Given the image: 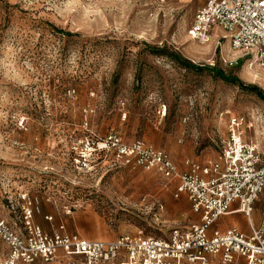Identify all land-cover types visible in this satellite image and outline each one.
<instances>
[{
	"label": "rangeland",
	"instance_id": "374dc122",
	"mask_svg": "<svg viewBox=\"0 0 264 264\" xmlns=\"http://www.w3.org/2000/svg\"><path fill=\"white\" fill-rule=\"evenodd\" d=\"M192 20V0H0V221L102 241L167 239L198 222L169 182L103 146L141 141L182 169L218 160L241 114L244 138L264 152V101L171 55L263 95L264 69L220 34L191 39ZM8 254L0 239V264ZM36 264L84 260L59 252Z\"/></svg>",
	"mask_w": 264,
	"mask_h": 264
},
{
	"label": "built area",
	"instance_id": "2783aa9c",
	"mask_svg": "<svg viewBox=\"0 0 264 264\" xmlns=\"http://www.w3.org/2000/svg\"><path fill=\"white\" fill-rule=\"evenodd\" d=\"M213 28L225 33L223 39H228L232 51L264 69V0H207L195 12L187 34L206 42ZM241 117L232 114L229 118L222 161L192 163L185 172H179L165 152L141 141L125 145L109 136L103 145L117 147L126 164L154 170L166 180L177 179L175 197L187 195L192 211L201 214L199 224L174 228L167 239L123 236L102 241L48 235L29 220L25 232L16 233L0 221V239L9 251L5 264L46 263L56 259L59 251L83 257L84 264H115L119 257L125 258V264H237L238 258L245 264H264V223L251 225L248 234L234 227L209 231L235 202L237 211L250 217L264 189V152L244 140ZM27 215L30 218V212Z\"/></svg>",
	"mask_w": 264,
	"mask_h": 264
},
{
	"label": "crops",
	"instance_id": "0c3cea01",
	"mask_svg": "<svg viewBox=\"0 0 264 264\" xmlns=\"http://www.w3.org/2000/svg\"><path fill=\"white\" fill-rule=\"evenodd\" d=\"M192 2H193V16H194L195 12L198 9H200L201 7H203L206 4L207 0H192ZM219 34H220L221 39H223L225 37V33L222 30H220L218 28H213L211 30L212 37L219 35ZM244 140L248 143H253V142L247 141L246 137L244 138ZM218 161H222L221 160V153H220V155H218ZM192 163H194V161H191L189 159H185L182 162V165H183L182 169H180V167H178L176 164L175 165L177 166V169L179 172H185V171H187L188 166ZM203 163H196V164H203ZM156 173L160 177H162L158 172H156ZM164 180L169 182V187L166 188V190L168 191L169 189H172V195H173L174 199H181L182 202H186V199H187V201L189 202L187 195L184 193L179 194L178 197H175V194L177 192V188L179 185V181L177 179L174 178V179H169V180L164 179ZM157 200H152V201H156V203H158ZM189 204H190V202H189ZM158 205L160 207V210H162L163 206L161 204H158ZM190 207H191V205H190ZM237 209H238V204L235 202L230 206V212L226 215H223V216H220L219 218H217L215 220V222L210 226L209 231L210 232H212V231L225 232L229 228L234 227V228H237L238 230H240L241 232L248 234L250 232V226L251 225L253 227H258L259 225L263 224L264 223V189L261 192V194L258 196L256 201L254 202L250 217L245 216L242 212L237 211ZM191 211H192V209H191ZM192 214L195 218L197 217V220H198L197 223H193V224H199L201 222V214L194 213L193 211H192ZM59 252H61V251H59ZM61 253H63V252H61ZM63 254H65V253H63ZM66 256H68V255H66ZM73 256H76V255H73ZM237 264H245V260L242 258H238Z\"/></svg>",
	"mask_w": 264,
	"mask_h": 264
},
{
	"label": "trees",
	"instance_id": "16d2710c",
	"mask_svg": "<svg viewBox=\"0 0 264 264\" xmlns=\"http://www.w3.org/2000/svg\"><path fill=\"white\" fill-rule=\"evenodd\" d=\"M171 58L174 59L183 69H190V70H208L213 79H219L225 83L235 85L240 89L247 90L251 93H254L258 98L264 101V95L258 89V87L253 85H245L241 82L237 77L232 76L231 74H226L224 71L215 68H202L200 66L194 65L188 60L181 58L178 54H172Z\"/></svg>",
	"mask_w": 264,
	"mask_h": 264
}]
</instances>
